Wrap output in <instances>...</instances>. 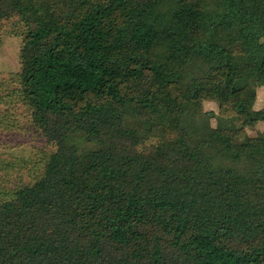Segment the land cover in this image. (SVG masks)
Here are the masks:
<instances>
[{
    "label": "trees",
    "instance_id": "obj_1",
    "mask_svg": "<svg viewBox=\"0 0 264 264\" xmlns=\"http://www.w3.org/2000/svg\"><path fill=\"white\" fill-rule=\"evenodd\" d=\"M12 17L0 128L18 100L54 151L0 202V264H264V127L243 135L264 0H0Z\"/></svg>",
    "mask_w": 264,
    "mask_h": 264
},
{
    "label": "rangeland",
    "instance_id": "obj_2",
    "mask_svg": "<svg viewBox=\"0 0 264 264\" xmlns=\"http://www.w3.org/2000/svg\"><path fill=\"white\" fill-rule=\"evenodd\" d=\"M21 33L22 27L17 17L0 22V83L9 90L15 87L13 80L20 70L18 54L21 46ZM11 102L8 104L11 114L16 117L14 124L16 127L20 124L21 128L12 132L0 128V202L10 197L16 188L30 185L40 174L45 158L54 151V146L24 120V106L18 100ZM263 106L264 89L258 85L254 109L257 110ZM202 110L210 114V124L216 127L217 118L220 116L217 103L206 101L202 105ZM263 127L262 123H258L251 128L244 129L243 135L255 136L263 131ZM157 142V138H151L138 150L153 146Z\"/></svg>",
    "mask_w": 264,
    "mask_h": 264
}]
</instances>
